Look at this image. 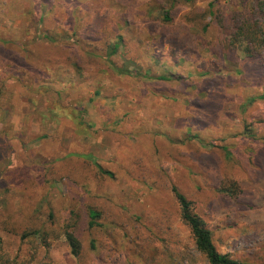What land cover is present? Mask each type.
<instances>
[{"label": "rangeland", "instance_id": "1", "mask_svg": "<svg viewBox=\"0 0 264 264\" xmlns=\"http://www.w3.org/2000/svg\"><path fill=\"white\" fill-rule=\"evenodd\" d=\"M261 14L264 0H0V264H208L171 183L219 252L264 264V48L229 40Z\"/></svg>", "mask_w": 264, "mask_h": 264}, {"label": "trees", "instance_id": "2", "mask_svg": "<svg viewBox=\"0 0 264 264\" xmlns=\"http://www.w3.org/2000/svg\"><path fill=\"white\" fill-rule=\"evenodd\" d=\"M229 29L231 33L229 40L230 42L233 41L232 44L238 42L239 45L240 42H244V50L249 57H257L261 54V51L264 48L263 14H261V16L251 17L238 16L230 23ZM159 79L168 80L167 77L163 76H160ZM263 97L264 94L260 95L258 98ZM85 158L90 159L91 157L90 155H87ZM97 168L100 173L112 176V173L102 169L99 165H97ZM221 190H223V188ZM227 190L232 191V188H228ZM170 191L178 207L179 219L187 226L195 250L205 258L208 264H245L229 254L218 251L213 241L212 231L207 227L198 212L195 211L194 203L191 198H189L184 192L180 191L174 183H171ZM101 216L102 213L98 209L92 206L86 208L85 231L88 233L89 237H91L89 238L91 248L94 246V239L92 237L94 231L103 226V224L99 222ZM132 219L136 222L139 220V217L133 216ZM81 225V218L75 214L69 219L63 230V235L69 246L70 254L78 263L82 256V243L79 234ZM51 233L52 230L47 227L33 229V234L36 235L43 244ZM23 234V236L27 235L26 232Z\"/></svg>", "mask_w": 264, "mask_h": 264}]
</instances>
